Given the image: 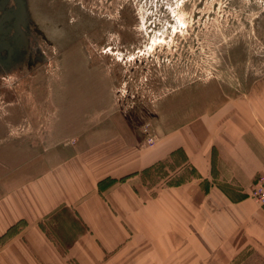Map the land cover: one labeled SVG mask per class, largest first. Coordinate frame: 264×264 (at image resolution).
I'll use <instances>...</instances> for the list:
<instances>
[{
  "label": "crops",
  "instance_id": "0c3cea01",
  "mask_svg": "<svg viewBox=\"0 0 264 264\" xmlns=\"http://www.w3.org/2000/svg\"><path fill=\"white\" fill-rule=\"evenodd\" d=\"M20 100L0 110V264H264V75L148 131L94 106L35 128ZM177 161L180 184L144 181Z\"/></svg>",
  "mask_w": 264,
  "mask_h": 264
},
{
  "label": "rangeland",
  "instance_id": "374dc122",
  "mask_svg": "<svg viewBox=\"0 0 264 264\" xmlns=\"http://www.w3.org/2000/svg\"><path fill=\"white\" fill-rule=\"evenodd\" d=\"M32 1L33 21L53 30L56 46L45 73L31 68L39 77L28 87L12 85L35 128L57 109L79 120L94 106L148 131L172 102L186 113L211 108L217 93L241 94L264 75V0H163L151 12L134 0H81L87 16L79 21L60 3ZM179 162L155 166L144 181L159 188L192 176Z\"/></svg>",
  "mask_w": 264,
  "mask_h": 264
},
{
  "label": "flooded vegetation",
  "instance_id": "af4514ba",
  "mask_svg": "<svg viewBox=\"0 0 264 264\" xmlns=\"http://www.w3.org/2000/svg\"><path fill=\"white\" fill-rule=\"evenodd\" d=\"M162 1L134 0L133 2L138 5L140 12L141 5H145L151 12ZM48 2L60 3L75 11L77 21L87 16L86 12L79 11L81 8L85 9L81 0H48ZM29 7V0H0V104L13 105L18 93L12 85L20 83L18 85L28 87L30 80L39 77V75H29V70L35 67L39 73H45V67L51 66V52H56L53 30L43 33L33 21ZM73 22L74 17L70 25H73ZM18 70V76H10V73Z\"/></svg>",
  "mask_w": 264,
  "mask_h": 264
},
{
  "label": "built area",
  "instance_id": "2783aa9c",
  "mask_svg": "<svg viewBox=\"0 0 264 264\" xmlns=\"http://www.w3.org/2000/svg\"><path fill=\"white\" fill-rule=\"evenodd\" d=\"M155 142L153 137L147 138V144L152 145ZM249 197L252 198L260 206L264 207V170L261 171L253 184V189L249 193Z\"/></svg>",
  "mask_w": 264,
  "mask_h": 264
},
{
  "label": "trees",
  "instance_id": "16d2710c",
  "mask_svg": "<svg viewBox=\"0 0 264 264\" xmlns=\"http://www.w3.org/2000/svg\"><path fill=\"white\" fill-rule=\"evenodd\" d=\"M160 164H163L162 162L161 163H157L156 165H154L153 167H155V166H157V165H160ZM152 168V167H151ZM148 170H150V168H147V169H145V172L146 171H148ZM122 178H124V177H122ZM121 178V179H122ZM180 182H181V180H179V181H176V182H174V181H171V182H167L168 184H173V185H177V184H180Z\"/></svg>",
  "mask_w": 264,
  "mask_h": 264
}]
</instances>
